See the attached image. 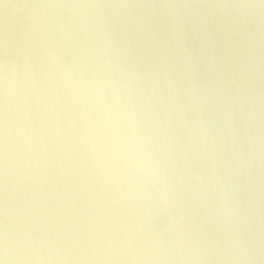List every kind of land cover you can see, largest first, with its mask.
<instances>
[{"label":"water","instance_id":"95a60500","mask_svg":"<svg viewBox=\"0 0 264 264\" xmlns=\"http://www.w3.org/2000/svg\"><path fill=\"white\" fill-rule=\"evenodd\" d=\"M3 264H264V0H0Z\"/></svg>","mask_w":264,"mask_h":264},{"label":"snow or ice","instance_id":"6c2138e0","mask_svg":"<svg viewBox=\"0 0 264 264\" xmlns=\"http://www.w3.org/2000/svg\"><path fill=\"white\" fill-rule=\"evenodd\" d=\"M0 264H3V261H0Z\"/></svg>","mask_w":264,"mask_h":264}]
</instances>
